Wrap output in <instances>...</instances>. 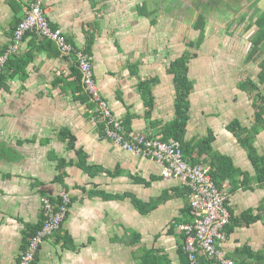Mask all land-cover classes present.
<instances>
[{
    "label": "crops",
    "instance_id": "crops-1",
    "mask_svg": "<svg viewBox=\"0 0 264 264\" xmlns=\"http://www.w3.org/2000/svg\"><path fill=\"white\" fill-rule=\"evenodd\" d=\"M32 1L0 0V52L11 44L14 28ZM145 1L44 3L51 26L63 29L76 46L85 48L88 33H95L90 56L114 113L122 122L133 115L131 131L153 134L139 81L159 77L153 86L152 117L172 120L176 90L167 67L187 46L177 29L178 37H173L170 30L160 29V18L153 22L154 15L139 13L138 5ZM259 1L257 7L264 11V0ZM45 40L28 33L0 80V264L19 262L30 231L43 223L42 196L55 199L61 191L72 197L70 211L62 227L42 243L37 264H188L181 225L191 220V210L185 212L190 208L189 188L166 176L158 161L134 155L101 134L76 57L63 55L55 42ZM222 60L197 56L190 62L195 88L187 136L202 137L211 128L214 148L232 156L255 179L252 161L248 155H238L240 143L226 128L235 114L243 117L238 118L243 125L251 126L255 108L237 87L239 81L233 80L235 64L228 68ZM229 85L234 99L220 102L228 96ZM214 89L218 94L212 96ZM215 121L223 123L222 134ZM62 129L75 136L74 147L88 153L87 163L99 167L97 174L79 166L75 148L60 137ZM255 145L263 154L264 129ZM252 184V189L240 188L234 194L225 189L235 214L250 208L257 213L264 203V187L255 180ZM132 196L140 201L137 205ZM225 231L228 238L219 248L233 260H253L252 252L264 251V219L229 234Z\"/></svg>",
    "mask_w": 264,
    "mask_h": 264
},
{
    "label": "built area",
    "instance_id": "built-area-1",
    "mask_svg": "<svg viewBox=\"0 0 264 264\" xmlns=\"http://www.w3.org/2000/svg\"><path fill=\"white\" fill-rule=\"evenodd\" d=\"M31 32L55 42L63 55L76 57L83 89L94 105L91 109L93 118L97 123H104V137L134 155L158 161L164 167L166 176L180 179L189 188L192 220L181 227L185 234L183 248L190 264H203L202 257L212 260L215 264H237L219 248V244L228 238L225 229L231 213L228 206L229 195L214 181L211 166L190 164L184 158L182 143L179 140H163L152 133L129 131L116 116L102 92L92 57L84 48L70 42L63 29L51 26L44 0H33L30 3L28 13L14 29L11 44L0 52V76L24 37ZM71 203L72 197L67 191H61L55 199L48 194L42 196L43 224L29 236L17 264H37V255L42 243L62 227L68 217Z\"/></svg>",
    "mask_w": 264,
    "mask_h": 264
},
{
    "label": "trees",
    "instance_id": "trees-1",
    "mask_svg": "<svg viewBox=\"0 0 264 264\" xmlns=\"http://www.w3.org/2000/svg\"><path fill=\"white\" fill-rule=\"evenodd\" d=\"M258 2L260 1L257 0L255 2V5H258ZM146 6H147L146 1L141 5L139 4L138 5L139 13L141 15H146V16H152L153 14L155 15L156 12H154L153 10L148 11L146 9ZM256 12L260 13L255 21L256 25L258 26V30L251 36L252 44L248 54L246 55V60L248 62H252V61L258 62V66L260 68V71L258 73V81H256L251 77H248L246 80L240 81L237 84V87L240 90L245 92L248 91V93L251 95L255 90H258V92L256 93L257 97L255 96L253 97V107L255 108V112L253 115L252 125L245 126L238 118H234L226 125V128L236 136L238 142L246 150L248 157L252 161L256 170L255 179H253V177L250 176V174L247 171L237 166L232 156L222 153L221 151L214 148L213 142L215 141V135H214V131L211 128H209L208 134L205 136L193 137V138H188L187 136L188 125L191 119L190 96L195 88V81L191 79L189 75L190 62L193 58H196L198 56V52L194 51L193 49L195 48L201 49L202 45L204 44L207 38L206 14L199 12L200 14L196 22L193 24L194 29L198 31V35H197L198 37L196 36L194 39L187 40L186 42L187 49L180 56L172 60L167 67V73L173 75V80L176 90L175 101H174L175 104L174 118L172 120L163 122L160 120H154L152 117L153 109L155 107V96H154L153 86L159 82V77L156 76V77H149L146 79H140L138 85L140 93L142 95V98L146 106V113H145L146 119L149 122L150 128L155 129L153 136L159 137L163 140H170V139L179 140L182 143L184 158L192 165H200V164L210 165L212 168L211 169L212 177L216 182V184L218 185V187L222 190L229 189L230 194H234L240 188L252 189L254 187V185L252 184L253 180H255L258 185L264 187V153L260 154L255 145V139L257 135L264 129V92H262L260 89V84L264 85V11L260 10L258 7L256 9ZM155 20L156 18L152 19L153 22H155ZM252 25L253 24L251 23V25H248V27ZM95 38H96L95 33L93 32L88 33L87 44L84 50L89 54L92 53V47L95 42ZM9 61H11V58L9 59ZM79 73L81 74L80 70ZM2 76L3 73L0 76V80ZM90 105H91V109H93L94 105L91 101H90ZM132 117H133L132 114H128V117L123 121V123L125 124V126L129 131H131ZM98 126L100 127L101 134L104 136L103 134L104 123L98 122ZM60 137L63 140L67 141L68 146L70 148H73L75 146V136L71 133L70 130L62 129L60 131ZM74 148L80 158L79 166L89 171L92 174H97V172L99 171V167L90 166L87 163L88 153L83 148H77V147ZM125 196H131V195L130 194L106 195V197L109 198L112 197L123 198ZM132 198L136 205L140 202L138 201L137 198L133 196ZM190 210L191 208L185 210V212L190 214ZM229 210L231 216H230V221L226 226V230L228 234L233 232L234 229L238 226H242V225L249 226L252 223L264 219V203L259 205L257 213H254L255 212L254 208L245 210L239 215L235 214L232 209L229 208ZM36 230L32 229L29 235L32 232H35ZM68 246L73 247V245H71V242H68ZM182 250L184 251V248ZM252 254L253 255H251L252 256L251 258H253V260H248L249 257H246L244 259H236L234 257V260L237 264H264V251H259L255 254L254 252H252ZM202 262L203 264H215L212 260L206 257H202ZM188 264H190V262Z\"/></svg>",
    "mask_w": 264,
    "mask_h": 264
},
{
    "label": "rangeland",
    "instance_id": "rangeland-1",
    "mask_svg": "<svg viewBox=\"0 0 264 264\" xmlns=\"http://www.w3.org/2000/svg\"><path fill=\"white\" fill-rule=\"evenodd\" d=\"M146 2V9L156 12L155 15L153 14L154 19L156 18L155 21L158 22L160 18V29L170 30L173 37L177 36L174 34L177 29L179 34V37H177L181 42H187V40L194 39L198 35V31L194 29L193 24L196 22L199 12L206 14L207 38L201 49H193L198 52V57L223 59L224 63H228V68L230 64L234 63L236 74L233 80L236 84L238 81L246 80L248 77L258 81V73L260 71L258 62H248L246 60V55L252 44L251 36L258 30L255 21L260 13L256 12L258 7L254 5V0H208L206 3L197 4H190L191 0H177L175 3L169 0H147ZM251 23L253 25L248 27ZM180 25L181 27L178 28ZM235 83H232V86ZM260 89L264 92L263 84H260ZM228 90V96L220 98V102L234 99V92L230 85ZM257 92L258 90H255L252 95L248 91L246 92L251 100L250 103L253 104V97H257ZM217 94L214 89L211 95ZM196 111L195 107L194 112ZM226 115L225 118H227ZM234 118L243 120L241 115L235 114ZM215 124L217 130L222 134L223 123L215 121ZM240 145L238 155L247 157L246 150L244 151L241 148L242 145Z\"/></svg>",
    "mask_w": 264,
    "mask_h": 264
},
{
    "label": "flooded vegetation",
    "instance_id": "flooded-vegetation-1",
    "mask_svg": "<svg viewBox=\"0 0 264 264\" xmlns=\"http://www.w3.org/2000/svg\"><path fill=\"white\" fill-rule=\"evenodd\" d=\"M169 1H171L172 3H175L177 0H169ZM201 2H203V3H206V2H208V0H191V3L190 4H194V3H201Z\"/></svg>",
    "mask_w": 264,
    "mask_h": 264
}]
</instances>
